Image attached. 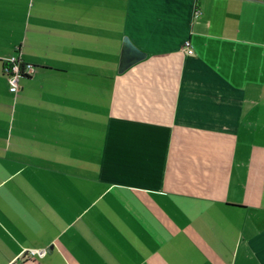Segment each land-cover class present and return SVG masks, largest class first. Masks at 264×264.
Masks as SVG:
<instances>
[{
    "label": "crops",
    "instance_id": "1",
    "mask_svg": "<svg viewBox=\"0 0 264 264\" xmlns=\"http://www.w3.org/2000/svg\"><path fill=\"white\" fill-rule=\"evenodd\" d=\"M0 264H264V0H0Z\"/></svg>",
    "mask_w": 264,
    "mask_h": 264
},
{
    "label": "built area",
    "instance_id": "2",
    "mask_svg": "<svg viewBox=\"0 0 264 264\" xmlns=\"http://www.w3.org/2000/svg\"><path fill=\"white\" fill-rule=\"evenodd\" d=\"M182 51L186 55H193L194 52L190 41L183 43ZM4 73L9 84V91L15 94L19 89V80L22 77L31 75L33 68L29 65H24L18 57L12 56L4 64Z\"/></svg>",
    "mask_w": 264,
    "mask_h": 264
},
{
    "label": "water",
    "instance_id": "3",
    "mask_svg": "<svg viewBox=\"0 0 264 264\" xmlns=\"http://www.w3.org/2000/svg\"><path fill=\"white\" fill-rule=\"evenodd\" d=\"M145 56L146 54L137 48L128 37H124L119 58L118 73L124 72L132 65L143 60Z\"/></svg>",
    "mask_w": 264,
    "mask_h": 264
}]
</instances>
